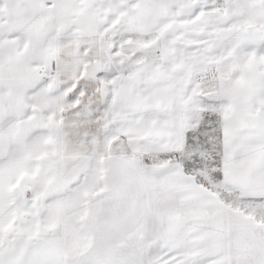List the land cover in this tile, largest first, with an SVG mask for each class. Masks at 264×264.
<instances>
[{"label":"snow or ice","instance_id":"snow-or-ice-1","mask_svg":"<svg viewBox=\"0 0 264 264\" xmlns=\"http://www.w3.org/2000/svg\"><path fill=\"white\" fill-rule=\"evenodd\" d=\"M0 264H264V0H0Z\"/></svg>","mask_w":264,"mask_h":264}]
</instances>
